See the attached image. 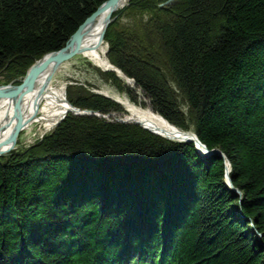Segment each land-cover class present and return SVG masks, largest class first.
Masks as SVG:
<instances>
[{"label":"trees","instance_id":"trees-1","mask_svg":"<svg viewBox=\"0 0 264 264\" xmlns=\"http://www.w3.org/2000/svg\"><path fill=\"white\" fill-rule=\"evenodd\" d=\"M104 1L0 0V74L20 82ZM167 1L131 0L118 11L150 19L136 32L112 22L108 58L169 121L186 128L191 117L200 141L226 156L241 199L225 183L223 158L136 124L69 113L0 158V264H69L78 250L88 264H107L121 249L132 255L125 234L134 223L151 235L149 264H264V0ZM76 94L68 99L80 108L120 109L83 87ZM164 242L173 245L160 253Z\"/></svg>","mask_w":264,"mask_h":264},{"label":"bare ground","instance_id":"bare-ground-1","mask_svg":"<svg viewBox=\"0 0 264 264\" xmlns=\"http://www.w3.org/2000/svg\"><path fill=\"white\" fill-rule=\"evenodd\" d=\"M102 27L103 15L100 14L94 20L91 27L88 28L84 36L82 42L84 51L80 55L88 58L91 62L103 69H109L111 65L106 57V46L103 42L100 45L98 44ZM95 44H98V47H94ZM66 60L59 64L55 73L68 64ZM48 74L49 72L45 71L39 76L35 90L29 94L0 96V143L4 142L9 136L20 113L26 110L24 117H28L35 110L38 111L35 120H29L25 126V130L11 144L1 147V152L10 150L17 143L19 137H23L24 139L29 138L35 124L42 131L47 130L66 112L67 102L64 92L67 86L64 82L55 84L54 74L51 80L47 82ZM104 93L125 107L127 112L125 114L126 119L138 120L150 128L163 132L165 135L167 133L175 137L177 136L174 128L148 107L142 108L133 104L127 96L110 94L108 90H105ZM20 103L21 109L17 110V105Z\"/></svg>","mask_w":264,"mask_h":264},{"label":"water","instance_id":"water-1","mask_svg":"<svg viewBox=\"0 0 264 264\" xmlns=\"http://www.w3.org/2000/svg\"><path fill=\"white\" fill-rule=\"evenodd\" d=\"M127 2L128 0H106L105 2H103L100 6L97 7V9L90 16H88L78 26L77 30L68 38V40L65 42V44L61 48L54 50V51H50L47 54H45L43 57H41L39 60H37L30 67L25 78L22 80L21 83L19 84H12V83L0 84V96L26 95V94L33 92L37 86L39 76L45 71L49 72L47 76V82L50 81L52 75L55 73L59 64H61L65 59H69L72 56L80 54L84 51V47L82 46L84 36L88 28L91 27L92 23L97 18V16L102 14L103 15V27L100 31V37H99V42H98V44L100 45L104 41V36L108 28V25L114 19V17L112 18V14L116 10H118L119 8L127 4ZM98 44H95L94 47H98ZM66 102H67L66 112H64L63 116L57 121V123H59L64 118L67 112H72L77 115L94 114V111H91L88 109H81V108H78L70 104L68 101ZM20 109H21V103L17 105V110H20ZM25 113H26V110H24L22 113L19 114L16 120V123L14 124L9 136L6 138L4 142L0 143V149L4 145L11 144L14 141V139L17 137L18 133L21 130H23L25 126L28 124V121L29 120L33 121L35 119L38 111L35 110V112L32 113L28 117H24ZM117 121L127 122L128 120L117 118ZM144 127L154 132H158L147 126H144ZM182 138L194 140L196 143L199 144L198 140L191 133H184ZM215 151L219 156H223V154L220 151H217V150ZM3 153L4 152L0 151V155H2Z\"/></svg>","mask_w":264,"mask_h":264},{"label":"rangeland","instance_id":"rangeland-1","mask_svg":"<svg viewBox=\"0 0 264 264\" xmlns=\"http://www.w3.org/2000/svg\"><path fill=\"white\" fill-rule=\"evenodd\" d=\"M150 19V14L149 13H144V12H139L138 10H128L125 9L123 10L118 16L116 17L115 24L116 26V31H121V29H125L128 31H133L136 32L139 29V26L141 24V21H147ZM106 48L107 45L105 44ZM107 50V49H106ZM82 56V55H75L71 57V59L68 61V64L64 68H60L55 74H54V82L55 84L57 83H62L64 82L66 85H68V90L67 96L71 95H77L76 93L79 92V87H83L88 91H102L104 92L105 90H108L110 94H118L120 95L121 93L118 92V89L112 85L111 81L108 79L107 74L103 72V68H99L95 66L93 62ZM19 72V71H18ZM115 72V71H114ZM118 79L124 80L125 77L120 75L119 73H114ZM23 75L20 77H17L15 79H22ZM9 80L8 78V73L0 74V83H6ZM9 82H14V80H9ZM72 83V84H70ZM74 83V84H73ZM76 83V84H75ZM71 85V86H70ZM172 85V83H171ZM133 86V85H131ZM173 89L177 90L176 86L173 84L172 85ZM178 94L177 100L178 103L180 104L181 109L188 115L190 116V113L187 109L186 103L183 102V99L179 92H176ZM124 96V94H123ZM147 106V104H146ZM116 116H125V114H119L117 111L115 112ZM110 118H114V116H111ZM191 120V121H190ZM190 120L186 119V127L187 129H194L195 124L193 123L191 117ZM189 127V128H188ZM45 132L40 130L39 126L35 124L33 127L32 134L29 135L34 137H30L33 139H36L38 136L43 134ZM28 140L24 139L23 137H19L18 142L16 143V146L14 147L15 149L13 151H20L23 152L28 148ZM12 151V150H11ZM109 183V181H108ZM140 223V222H139ZM139 224L137 225V227Z\"/></svg>","mask_w":264,"mask_h":264}]
</instances>
